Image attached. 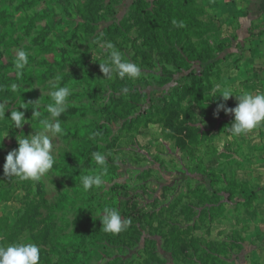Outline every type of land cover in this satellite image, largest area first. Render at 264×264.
I'll return each instance as SVG.
<instances>
[{"label":"rangeland","instance_id":"1","mask_svg":"<svg viewBox=\"0 0 264 264\" xmlns=\"http://www.w3.org/2000/svg\"><path fill=\"white\" fill-rule=\"evenodd\" d=\"M136 1L0 0V102L8 116L23 101L41 105L39 118L32 107L19 109L28 121L22 128L7 116L0 119V213L9 215L0 222L8 231L0 233V246L36 244L39 264H203L171 244L168 230L188 226L198 247L211 242L227 250L219 253L223 263L264 264V198L248 196L264 193V142L255 129L232 135L234 114H217L219 103L238 104L235 94L242 90L232 82L241 56L222 59V53L215 67L193 61L189 71L177 72V64L153 55L155 49L116 37L115 27L127 39L136 37L130 15ZM146 1L152 10L155 0ZM216 25L206 36L214 47L226 43ZM103 42L137 64L140 76L105 77ZM21 50L28 64L18 72ZM191 72L205 86L195 96ZM57 76L58 86H69L72 94L58 118L65 135L52 140L53 168L40 181L5 177V158L19 147L17 136L35 133L49 118L48 84ZM217 85L235 94L226 102L218 93L212 97ZM174 104L191 119L184 146L164 126L163 109ZM93 152L106 156L108 172L103 186L85 191L82 177L99 170ZM105 208L118 210L129 227L104 232Z\"/></svg>","mask_w":264,"mask_h":264},{"label":"clouds","instance_id":"2","mask_svg":"<svg viewBox=\"0 0 264 264\" xmlns=\"http://www.w3.org/2000/svg\"><path fill=\"white\" fill-rule=\"evenodd\" d=\"M176 24V21H173ZM178 26H183V22H179ZM100 47L107 50V61L100 63L101 71L105 77L111 78L113 74L121 80L126 77L130 80L138 78L141 74L140 67L130 61L122 59L121 53L111 42L100 43ZM28 64V54L21 50L15 58V68L18 72H22ZM60 77H55V82H50L48 88L52 103L47 104V112L49 118L42 121L43 127L27 136H17L19 147L8 152L3 166L5 177H16L20 180L40 181L53 168L55 163V154L53 150V138L64 136L65 130L62 128L59 117L67 110V100L72 94L69 86H58ZM15 92L16 84L11 85ZM213 96L220 94L222 100L226 102L233 94L231 89L221 88L219 85L213 88ZM123 92L127 94L128 88L125 87ZM238 104L234 108H227L225 103L217 105V114L219 110L226 113L234 114V121L231 124V134L240 136L247 134L264 123V93L253 94L251 92L242 91L235 94ZM32 107L35 117H40V102L24 101L19 104V109H27ZM12 108L10 116L6 115L9 108L5 103L0 102V119L5 116L11 121L15 128H22L27 119L25 112ZM3 144L0 142V147ZM92 158L99 166V170L93 175H85L82 177L81 183L85 191L94 188H100L105 184L104 176L108 172L106 156L100 152H93ZM102 230L106 233L119 234L126 230L130 221L122 219L121 214L115 208H105L102 215ZM40 248L33 243L16 242L9 244L7 247L0 246V264H39Z\"/></svg>","mask_w":264,"mask_h":264},{"label":"trees","instance_id":"3","mask_svg":"<svg viewBox=\"0 0 264 264\" xmlns=\"http://www.w3.org/2000/svg\"><path fill=\"white\" fill-rule=\"evenodd\" d=\"M149 3L146 0H137L133 7L131 18H135L136 37L132 40L125 37L120 27H115V35L117 38L125 39L128 42L134 43L139 40L142 46H147L155 49L157 57L160 61H169L177 64V72L190 70V62L197 61L201 63H209L211 67H215V63L219 60V54H222V59H230L232 54L225 53L227 44L221 41V44L214 47L212 42L206 38L207 34L215 33L213 25L216 23V28L220 31L223 23L220 19L212 16L207 7L200 3V0H155L152 10L149 8ZM173 21L177 23L174 24ZM183 22V26H178L179 22ZM216 32V33H217ZM130 43V44H132ZM136 44H133V47ZM150 56V57H153ZM171 61V62H170ZM209 67V68H211ZM207 75L208 71L203 72ZM189 75V74H188ZM191 84L189 86L190 94L195 96L205 86L201 83L202 77L197 75V72H191ZM209 77V76H207ZM202 85V86H200ZM192 89V90H191ZM174 107H166L163 109L164 126L177 138L179 145L184 146V135L188 131V122L191 120L189 114L185 110ZM221 116H228L224 110H219ZM11 132L16 131L11 127ZM254 200L257 199V194H252ZM10 198L6 202H10ZM7 216H0V222L5 221ZM169 235L173 239L172 246L179 251L186 250L188 256H198L203 264H222L219 259V253H225L223 249L219 251L214 243L208 242L203 245V248L197 246L199 240L190 233L189 227H173L169 230ZM4 235L7 230H2L0 233ZM199 248V249H198ZM198 251H201L200 253ZM219 251V252H218ZM225 264V263H223ZM257 264V263H256Z\"/></svg>","mask_w":264,"mask_h":264},{"label":"crops","instance_id":"4","mask_svg":"<svg viewBox=\"0 0 264 264\" xmlns=\"http://www.w3.org/2000/svg\"><path fill=\"white\" fill-rule=\"evenodd\" d=\"M205 4L222 19L219 34L227 43L226 53L232 54L230 60L241 56L232 83L242 91L264 93V0H206ZM255 130L264 142V123ZM257 196L261 202L264 193ZM3 215L9 217L4 211Z\"/></svg>","mask_w":264,"mask_h":264}]
</instances>
